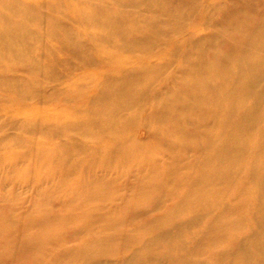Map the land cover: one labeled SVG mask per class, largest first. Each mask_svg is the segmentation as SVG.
Masks as SVG:
<instances>
[{
    "label": "bare ground",
    "instance_id": "6f19581e",
    "mask_svg": "<svg viewBox=\"0 0 264 264\" xmlns=\"http://www.w3.org/2000/svg\"><path fill=\"white\" fill-rule=\"evenodd\" d=\"M246 1L215 18L212 0H0V112L27 111L0 139V264H264V0ZM195 14L201 53L174 37ZM63 50L84 72L62 82L66 96L28 102ZM170 61L151 94L160 142L146 145L127 131ZM27 184L41 190L21 214ZM75 234L79 245L53 252Z\"/></svg>",
    "mask_w": 264,
    "mask_h": 264
},
{
    "label": "rangeland",
    "instance_id": "374dc122",
    "mask_svg": "<svg viewBox=\"0 0 264 264\" xmlns=\"http://www.w3.org/2000/svg\"><path fill=\"white\" fill-rule=\"evenodd\" d=\"M198 3L205 5L208 3L209 0H197ZM225 0H212V3L207 7L206 11L208 12L207 16L213 15L215 18L220 17L223 18L226 14V9L224 7V2ZM247 2L246 0H244ZM218 3H220V6H215ZM203 14H195L191 18L186 19L182 22V27L178 28L174 32V37L176 40L184 42H188L187 45L189 44L190 48L194 52H200L201 53V48L195 44V40L199 38L201 35L205 33V28L202 25H198V23L202 20ZM190 33L191 37L188 36ZM164 41L165 39H160L157 40L155 45L150 49L151 54H156L160 51L163 50L164 48ZM35 52L37 53V56H39V59L41 60H46L47 59V54H46V47L39 43L35 47ZM128 55L130 54H135L137 52H132V51H127L126 52ZM63 57V61L60 62L59 60H56L54 63V68L57 71V75L55 77H49L46 75H43L39 82L42 83L41 90L37 91L36 94L32 97L27 98L28 102H33V100L36 99H41L44 103L49 102V98L52 97V95L57 91V88L60 87L59 91L66 96L67 95V89L69 83H62L66 81L68 77L73 78L77 75H80L81 73L84 72L85 70V65L81 63H76L74 60V52L68 51V50H63L62 53H60ZM153 61V60H152ZM124 67L127 69H130L133 67V63L126 62L124 63ZM101 64H98L96 62L91 63L92 68L99 67ZM179 67V63L177 61H170L166 65L163 66L162 69V79L159 81H155L154 83L149 84L145 88V92L147 91V94L144 96V98L140 101L143 106V112L142 116L140 117L138 123L135 125H132L128 128V134L132 136V138L137 139L138 141L142 142L143 144L146 145H157L160 142V130H158L154 123H153V118L150 114V110L152 109V96L151 94L154 93H159L163 89V85L165 82H168V80L173 76V74L176 72V70ZM264 86V78H262V81L260 82L259 89ZM99 91L98 88L93 89L94 94H96ZM0 93H4L0 89ZM36 96V97H35ZM65 103V100L61 99L56 103V107H62ZM137 106V105H136ZM154 106V104H153ZM6 104L3 101V99L0 97V108L5 109ZM128 110H124L122 112V115L127 114ZM27 116V111H22L19 113L17 116L11 115L9 112L6 111H1L0 112V139H8L13 136L15 133V125L13 124L14 121H21ZM194 128L193 123L188 124V132ZM74 134V135H73ZM71 137H78L77 134L73 133ZM191 134V133H190ZM196 151L190 150L187 151V155L185 156V161L181 163L182 165L185 164L187 161H192L194 154H196ZM165 162H168L169 159H164ZM124 184L128 185V182L130 181V176H126L124 179ZM29 184L25 185L24 187L17 188V192H19V195L17 198L18 202V212L23 214L27 213L32 205L35 196L37 195V192L41 190L40 185H32L28 186ZM28 186V187H27ZM129 193V187L124 185V188L122 189L121 193L118 195L117 203L123 202V199L127 194ZM5 205H2L0 203V210H4ZM214 210L210 211L208 216H212L214 214ZM207 216V217H208ZM136 225V221H131L129 225H127L128 228H134ZM205 225V222H200L198 225L194 226L193 230L200 229ZM129 229V230H130ZM81 235L80 234H75L72 237L68 239L67 242L64 244H58L54 245L53 252H60L62 249L66 247H74L76 245H79L81 243ZM137 245H132L127 248V253H131ZM22 262L24 260L21 259Z\"/></svg>",
    "mask_w": 264,
    "mask_h": 264
}]
</instances>
